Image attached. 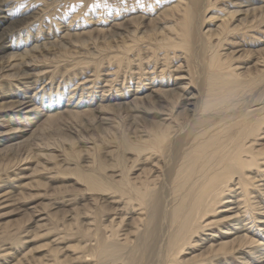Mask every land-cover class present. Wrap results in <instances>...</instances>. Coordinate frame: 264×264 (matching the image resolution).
Returning <instances> with one entry per match:
<instances>
[{"label":"bare ground","instance_id":"6f19581e","mask_svg":"<svg viewBox=\"0 0 264 264\" xmlns=\"http://www.w3.org/2000/svg\"><path fill=\"white\" fill-rule=\"evenodd\" d=\"M55 1L0 0V264H264V57L233 63L264 0H114L106 46L83 8L20 41Z\"/></svg>","mask_w":264,"mask_h":264},{"label":"rangeland","instance_id":"374dc122","mask_svg":"<svg viewBox=\"0 0 264 264\" xmlns=\"http://www.w3.org/2000/svg\"><path fill=\"white\" fill-rule=\"evenodd\" d=\"M27 1H30V0H21V2H23L22 5H24L25 3H27ZM64 1H66V3ZM69 1H71V2H69ZM104 2H106V3H104ZM110 2H112V3H110ZM227 2L224 1L223 4H226ZM54 3L53 4L55 6L52 4L51 5L52 7L49 8V11H46L45 12V14H44L45 16L44 15L38 16L35 22H32L31 24H26V25H24V26H22V27H20L19 29L16 30V31H18L16 33L18 34V36H20L19 37V40L20 41L25 40L26 37L29 36V35H27L28 33L31 34L29 37H33V35H35L37 33V30L39 29V26H41V25H42L41 27H42V29H43L44 32H42V34H40V36L41 35L42 36L46 35V33H48V31H49L48 30V25H49L48 20H53L54 19V20L58 21V24H59L58 26H59L60 29H62L63 27H65L68 24V23H63V21L65 22L67 20V22H69L71 20L72 16L75 15V12L76 11H79L80 8H83L84 9V12L81 15H78V18L75 20V21H79V22H81V23L84 24V26H82L81 30H83L84 32L92 31L90 34H88L86 36L90 37V39L92 40L91 42H96V44L98 46L100 45V47H103V46L108 45L109 42L106 41V40H104V39H102L101 35H98L96 32H93L94 31L93 29L96 28L97 25L95 23L100 18L101 19H106L107 22H105L106 24L104 26L105 27H109L107 25L112 20L111 19L112 18L111 15L113 14L112 11L114 9H111V8H114V6L112 5V4H114V0H94V1L93 0H80V1L79 0H56ZM110 4H111L112 7L109 6ZM98 5H99V7H97ZM53 6H54V8H53ZM220 7H223V5H218L217 6V8H220ZM59 9L61 10V12H60ZM52 10H53V12H52ZM57 11H59V12L57 13ZM66 11H67V13L64 16V14H65ZM230 11H233V10H230ZM73 12H74V14H73ZM120 14L123 15V13H120ZM112 16H114V14ZM206 16L207 17L212 16L213 18H215L214 21L219 20L220 17H221V15H219L217 12L216 13H213V12L210 13V12H208ZM50 17H51V19H50ZM103 17H105V18H103ZM224 17H226V15H224ZM40 22H41V24H40ZM60 24H62V25H60ZM7 25L8 24H6V25L4 24L0 29H2L3 27H6ZM52 27H51V30L53 29ZM211 28H213V27H211ZM261 33L262 32L260 30H258L257 32L251 33L252 36L251 37H248V39H246V46L244 47V58L235 60L233 63H235V62L240 63V64H246V63H248L249 66H252L256 62V60L258 58L264 57V50H263V48H264V37H263V34H261ZM231 45L232 44H230V45H227V44L223 45L220 48V50H223V51H221V53L222 54L232 53L231 51L233 49H230L229 50V48L231 47ZM232 48H233V45H232ZM84 54H86V53H84ZM193 54H192V56H193ZM4 55L5 54H3V53L0 52V61L2 60V57ZM82 57H85V56H82ZM174 64H176V63H174ZM61 69H63V68H60V71H61ZM61 77H62V74L56 75V78H57V80L59 82H62L65 79V77H63V79ZM71 86H72L71 83H67L66 84V88H68V89L71 88ZM260 86H263V89L262 90H264V82H262V85H260ZM260 86H258V87L260 88ZM55 87L57 88V85ZM250 87H251V85H250ZM258 87H256V88H258ZM248 89H251V88H248ZM33 92H35V91H33ZM1 100H3V101H0V104L6 102L5 101L6 98H3ZM263 132H264V130H263ZM62 135L63 136L67 135V136L71 137L70 139L73 141V144L75 146V149L78 150V151H80V150L83 151L84 145L81 142V140L78 139V137L76 135H74L70 131H66V132L62 133ZM57 138H59V136H57ZM259 143L261 145H264V140H260ZM7 144H4L3 146H5ZM3 146H1L0 148H2ZM67 176L68 177H64L63 175L57 176L56 177L57 181H54L52 184H50V186L40 187V188L36 189L35 194L39 193V194L44 195L45 198H47V197L50 196V194H51V192L53 190H56L58 192H62V191H65V190H70V188L71 187L73 188V186H75L76 188H78V186L75 184L74 179L72 178L74 176H72V175H67ZM40 178H42V177H40ZM34 201H35L34 204H40V202H41L40 200H34ZM3 213H5V212L3 211ZM3 213H1V214H3ZM19 220H21V216L20 215L11 214L9 216L0 218V225L7 224L10 221H19ZM43 242H45V241H43V240H37V241H35L33 243H30L29 246H28V248L29 249H33L35 247H39V246L43 245Z\"/></svg>","mask_w":264,"mask_h":264}]
</instances>
